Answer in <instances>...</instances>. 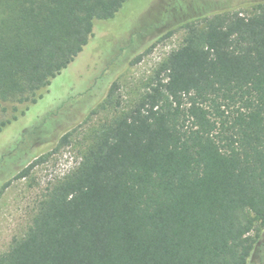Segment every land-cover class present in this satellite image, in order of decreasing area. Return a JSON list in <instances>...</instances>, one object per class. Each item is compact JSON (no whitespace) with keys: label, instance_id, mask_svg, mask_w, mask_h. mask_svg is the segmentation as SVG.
Segmentation results:
<instances>
[{"label":"trees","instance_id":"16d2710c","mask_svg":"<svg viewBox=\"0 0 264 264\" xmlns=\"http://www.w3.org/2000/svg\"><path fill=\"white\" fill-rule=\"evenodd\" d=\"M128 1L0 0V108L11 105L0 132ZM255 5L186 22L149 89L47 184L0 264H253L255 254L263 264L264 3ZM23 138L0 153V191L43 158L6 170Z\"/></svg>","mask_w":264,"mask_h":264},{"label":"rangeland","instance_id":"374dc122","mask_svg":"<svg viewBox=\"0 0 264 264\" xmlns=\"http://www.w3.org/2000/svg\"><path fill=\"white\" fill-rule=\"evenodd\" d=\"M258 2L264 0H129L114 19L95 24L74 61L0 132V153L24 137L6 170L30 153L33 160L43 156L26 177L9 176L0 191V252L25 233L47 184L76 168L95 135L149 89L159 65L183 44L186 22L223 9L247 15ZM10 110L0 108V118ZM260 237L264 242V230Z\"/></svg>","mask_w":264,"mask_h":264}]
</instances>
